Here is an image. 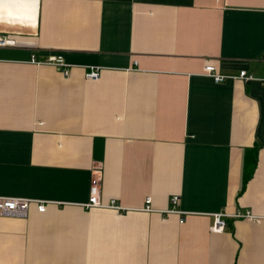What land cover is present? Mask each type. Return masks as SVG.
<instances>
[{
	"label": "crops",
	"instance_id": "crops-1",
	"mask_svg": "<svg viewBox=\"0 0 264 264\" xmlns=\"http://www.w3.org/2000/svg\"><path fill=\"white\" fill-rule=\"evenodd\" d=\"M0 32V264H264V86L203 73L264 77V0H0ZM97 164L123 210L84 206Z\"/></svg>",
	"mask_w": 264,
	"mask_h": 264
},
{
	"label": "built area",
	"instance_id": "built-area-1",
	"mask_svg": "<svg viewBox=\"0 0 264 264\" xmlns=\"http://www.w3.org/2000/svg\"><path fill=\"white\" fill-rule=\"evenodd\" d=\"M10 43V39L7 35L0 32V46H5ZM30 61L36 64L48 63L53 64L59 68L63 75H69L71 72L72 65L69 64L64 56L61 53H50L45 57H39L35 53L31 54ZM100 66L90 65L85 71V77L90 79H97L100 75ZM203 73L212 77L216 82L222 81L226 78H240L243 80L248 79H259L264 86V77H256L252 72L247 69H240L238 73H223L220 72L217 67L212 63H207L203 67ZM101 183H102V169L101 165H95L91 170L90 184H89V193L88 199L84 203V206L87 208L91 207H103L109 206L117 210H123L120 203L116 199H111L109 203L105 204L101 201ZM179 201L178 195H173L170 198L171 207L169 211H178L176 209V204ZM144 209L150 210L151 208V197L146 196L144 200ZM30 207V199L24 197H8L0 196V215H9V216H25ZM36 208L38 211H44L46 209L45 202L36 203ZM234 217H245V218H254V214L248 210L238 209L233 214ZM184 218L180 217L179 221H183ZM227 223L226 215L222 212H217L214 214L212 223L209 225L211 231H220L222 230Z\"/></svg>",
	"mask_w": 264,
	"mask_h": 264
},
{
	"label": "trees",
	"instance_id": "trees-1",
	"mask_svg": "<svg viewBox=\"0 0 264 264\" xmlns=\"http://www.w3.org/2000/svg\"><path fill=\"white\" fill-rule=\"evenodd\" d=\"M245 159H244V169L242 175V184L244 185L245 182L250 178L253 174V171L256 167L257 162V153L256 149L249 148L246 150Z\"/></svg>",
	"mask_w": 264,
	"mask_h": 264
}]
</instances>
